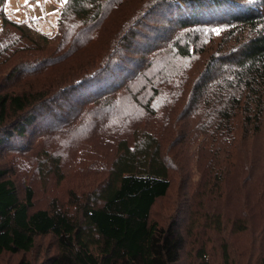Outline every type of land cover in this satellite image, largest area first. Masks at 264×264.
<instances>
[{
	"label": "rangeland",
	"instance_id": "obj_1",
	"mask_svg": "<svg viewBox=\"0 0 264 264\" xmlns=\"http://www.w3.org/2000/svg\"><path fill=\"white\" fill-rule=\"evenodd\" d=\"M133 1L135 8L139 0H109L101 17L105 19L96 30L99 40L89 50L105 45L119 27V13L120 18L125 17ZM230 1L234 6L223 3L202 27L179 22L177 17L190 8L186 4L170 10L173 0L151 1L133 17L128 29L120 25L121 35L126 38L128 33V38L116 45L104 70L76 82L78 89L57 104L50 102L51 112L38 109L36 121L22 135L12 132L8 122L0 125V135L12 132L0 142V167L15 182L19 197L30 186L33 209L56 204L77 216L79 203L89 202V195L107 176L119 140L133 144L137 135L152 132L166 146L170 186L154 202L149 219L160 225L177 222L185 241L175 264H264V83L255 84L257 94L237 82L238 91H244L243 108L230 125L218 118V125L213 123L208 135L204 133L209 120L204 116L207 99L197 97L196 86L192 89L217 47L218 60L201 79L200 87L213 81L208 87L215 89L220 80L214 81L213 75H231L246 59L242 40L226 43V36L232 33L224 31L239 22L244 10L263 15L264 3ZM64 2L5 0L1 12L52 33ZM214 9L215 5L204 2L193 11L206 16ZM231 17L237 21H227ZM206 25L219 28L206 34ZM187 40L196 41L195 50L184 54L181 45ZM6 70L2 64L0 92L15 84V80L5 79ZM258 96L260 108L255 107ZM55 246L51 234L39 235L29 251L0 254V264H39L55 252Z\"/></svg>",
	"mask_w": 264,
	"mask_h": 264
},
{
	"label": "trees",
	"instance_id": "obj_2",
	"mask_svg": "<svg viewBox=\"0 0 264 264\" xmlns=\"http://www.w3.org/2000/svg\"><path fill=\"white\" fill-rule=\"evenodd\" d=\"M4 1L0 0V12ZM151 1L154 0H139L135 8L133 1L125 17L120 18L122 12L119 13V27L105 45L101 43L92 50L89 45L99 40L96 30L105 19L101 17L107 12L109 0H66L58 12L57 29L52 33L39 31L31 21H15L1 12L0 66H7L5 79H13L15 84L0 92V125L8 122L12 132L22 135L36 121L38 109L51 112L50 102L57 104L65 94L78 89L76 82L86 77L87 80L92 72L104 70L117 51L116 45L128 38V33L126 38L121 35L120 25L128 29L133 17ZM204 2L215 5V12L196 15L193 10ZM225 2L234 6L230 0H173L169 9H181L186 4L190 8L182 10L184 14L177 17L179 22L202 27L200 24L211 14L216 15ZM238 6L243 9L241 3ZM246 12L241 13L239 22L224 31L232 33L224 42L235 44L242 40L241 52L246 59L239 69L231 75H213L214 81L220 80L215 89L208 87L213 81L200 87L201 79L218 60L217 47L192 85V89L197 87V97L207 99L204 114L209 118L204 127L207 135L218 118L230 125L234 114L243 108L244 91H238L237 82L248 92L253 90L257 94L255 84L264 83V14L255 15L250 9ZM231 20L237 21V17L227 21ZM206 27L209 29L206 34H212L214 27L219 28ZM195 42L187 40L182 44V53L193 52ZM255 104L260 108L259 96ZM208 109H213L211 114ZM12 132L0 135V142L9 139ZM162 146L152 132L137 135L133 144L126 139L119 140L107 176L98 182L89 195V202L79 203L77 216L56 204L33 209L32 188L25 187L23 197H19L15 182L0 167V254L29 251L37 236L51 234L56 243L55 252L39 264H175L185 241L177 222L172 220L160 225L149 219L154 202L165 196L170 186V164L164 154L166 146ZM223 250L224 259L228 260L226 249ZM20 264L32 263L21 261Z\"/></svg>",
	"mask_w": 264,
	"mask_h": 264
},
{
	"label": "snow or ice",
	"instance_id": "obj_3",
	"mask_svg": "<svg viewBox=\"0 0 264 264\" xmlns=\"http://www.w3.org/2000/svg\"><path fill=\"white\" fill-rule=\"evenodd\" d=\"M65 2H66V0H65Z\"/></svg>",
	"mask_w": 264,
	"mask_h": 264
}]
</instances>
